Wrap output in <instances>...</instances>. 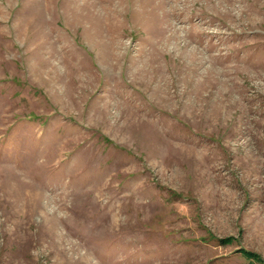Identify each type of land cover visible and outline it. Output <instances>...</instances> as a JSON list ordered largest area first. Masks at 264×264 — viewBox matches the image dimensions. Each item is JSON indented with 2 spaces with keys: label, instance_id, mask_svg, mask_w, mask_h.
<instances>
[{
  "label": "rangeland",
  "instance_id": "rangeland-1",
  "mask_svg": "<svg viewBox=\"0 0 264 264\" xmlns=\"http://www.w3.org/2000/svg\"><path fill=\"white\" fill-rule=\"evenodd\" d=\"M0 264H264V0H0Z\"/></svg>",
  "mask_w": 264,
  "mask_h": 264
}]
</instances>
